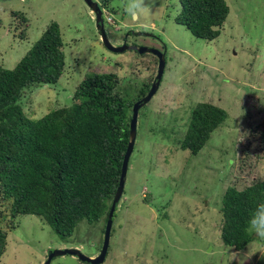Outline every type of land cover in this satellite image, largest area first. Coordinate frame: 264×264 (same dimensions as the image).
<instances>
[{"label":"rangeland","instance_id":"1","mask_svg":"<svg viewBox=\"0 0 264 264\" xmlns=\"http://www.w3.org/2000/svg\"><path fill=\"white\" fill-rule=\"evenodd\" d=\"M226 1L230 15L213 42L177 24L180 0L109 2L115 24L106 23L105 31L111 43L157 49L165 54L166 68L157 93L140 110L103 264H264V238L242 252L221 239L227 189L264 180V145L258 143L264 137V0ZM11 11L30 20L24 41L14 37ZM52 22L59 24L65 42L66 67L55 86L24 93L21 104L35 120L70 106L89 74H116L120 93L136 100L158 69L152 54L107 50L84 0H0V65L13 69ZM206 101L229 116L194 156L180 149V141L192 110ZM8 222L3 216L1 225ZM14 222L1 264H44L50 251L62 249L95 257L103 245V222H81L66 241L37 216ZM52 264L87 263L64 256Z\"/></svg>","mask_w":264,"mask_h":264},{"label":"trees","instance_id":"2","mask_svg":"<svg viewBox=\"0 0 264 264\" xmlns=\"http://www.w3.org/2000/svg\"><path fill=\"white\" fill-rule=\"evenodd\" d=\"M96 1L114 13L110 0ZM180 5L178 25L197 39H219L230 15L226 0H180ZM10 16L14 37L26 40L29 18L21 11ZM64 49L59 24L52 22L13 69L0 65V264L7 251V230L16 228L19 216L41 218L63 241L73 237L83 221L105 223V234L130 141L132 108L157 75L158 69L136 100H126L116 74L94 72L78 85L70 106L35 120L21 99L27 90L59 82L66 67ZM228 116L212 101L197 104L180 149L198 155ZM258 143L264 145V137ZM261 203L264 180L227 189L221 209L225 246L242 252L258 239L248 220ZM3 216L9 220L7 227L1 225Z\"/></svg>","mask_w":264,"mask_h":264},{"label":"water","instance_id":"3","mask_svg":"<svg viewBox=\"0 0 264 264\" xmlns=\"http://www.w3.org/2000/svg\"><path fill=\"white\" fill-rule=\"evenodd\" d=\"M84 2L87 4V6L95 13L96 15V28L98 32L101 35V41L104 44V46L112 53H125L126 51H136L141 55L144 54H152L158 59V70L157 75L155 77V80L147 93L145 97H143L141 100L134 103L132 108V119L130 122V141L128 144V148L124 157L123 165H122V171L119 181V186L117 189V192L114 196V199L112 201L111 210L108 215V220L106 223V229L104 234V240L103 245L101 248V251L99 255L95 257H90L85 255L80 249H62V250H54L50 251L48 254V258L44 264H52L53 259L58 257H64V256H72L77 258L79 261L87 264H103L106 260V257L108 255V251L110 248V242H111V236H112V230H113V224H114V214L117 209V206L122 200L124 190H125V184L127 179V174L129 170V164L131 160V156L133 154L136 139H137V127H138V120H139V114L140 110L148 104L152 98L157 93L160 84L162 82V78L165 72L166 68V58L165 54L157 49H151V48H138L135 46H128L127 44L115 46L111 43L109 40L106 31H105V23L103 19L102 9L100 7V4L95 0H84Z\"/></svg>","mask_w":264,"mask_h":264},{"label":"clouds","instance_id":"4","mask_svg":"<svg viewBox=\"0 0 264 264\" xmlns=\"http://www.w3.org/2000/svg\"><path fill=\"white\" fill-rule=\"evenodd\" d=\"M137 6H138V3L133 4V7H137ZM102 14H103V9H102ZM94 15H95V13H94ZM103 19H104V23H105L104 16H103ZM248 228H249V230L255 232V234L258 237L264 238V203L257 205V207L251 212V214L249 216V220H248Z\"/></svg>","mask_w":264,"mask_h":264},{"label":"built area","instance_id":"5","mask_svg":"<svg viewBox=\"0 0 264 264\" xmlns=\"http://www.w3.org/2000/svg\"><path fill=\"white\" fill-rule=\"evenodd\" d=\"M93 15H94V13H93ZM103 16L105 18V24L106 23L115 24V20L113 18V15L109 11L103 10Z\"/></svg>","mask_w":264,"mask_h":264},{"label":"flooded vegetation","instance_id":"6","mask_svg":"<svg viewBox=\"0 0 264 264\" xmlns=\"http://www.w3.org/2000/svg\"><path fill=\"white\" fill-rule=\"evenodd\" d=\"M124 44H127L126 42H123V44H121V45H124ZM157 65H158V59H157Z\"/></svg>","mask_w":264,"mask_h":264}]
</instances>
